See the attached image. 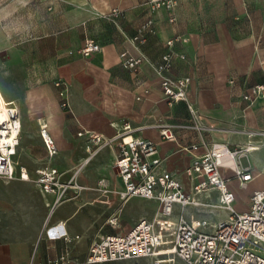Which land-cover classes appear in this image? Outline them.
Instances as JSON below:
<instances>
[{
    "label": "crops",
    "instance_id": "obj_1",
    "mask_svg": "<svg viewBox=\"0 0 264 264\" xmlns=\"http://www.w3.org/2000/svg\"><path fill=\"white\" fill-rule=\"evenodd\" d=\"M158 1L170 0H0V88L16 107L22 126L14 156L17 175L20 165L29 175L0 177V264H44L65 253V264H82L92 242L128 233L160 212L157 199L124 200L118 194L124 188L115 169L118 142L101 147L86 163L96 145L79 135L85 130L110 139L130 125L134 137L157 146L158 170L171 173L197 200L214 205L220 204V192L210 188L194 193L196 182L186 174L194 155L205 148L188 152L184 147L202 140L208 145L227 143L231 149H243L239 162L256 175L248 185L261 180L249 189L245 203L238 179L230 169L223 170L237 196L235 207L247 210L253 191L264 190V137H250L264 132V101L250 104L244 99L253 86L264 84V15L257 23L247 0H234L232 15L211 19L185 11L183 4L191 0H171L174 7L154 10ZM115 9L119 16L112 15ZM150 18L157 32L143 43L132 41ZM177 36L189 41L175 44L185 59L176 57L173 75L192 79L189 100L203 118L201 132L180 127L193 125L187 103H168L155 70L168 51L166 42ZM86 38L101 45L89 57L81 53ZM124 51L136 57L145 54L149 62L127 69L121 64ZM59 79L69 84L71 112L61 107L55 86ZM43 122L58 146L53 157L40 134ZM160 125L171 126L176 139H165ZM249 145L256 148L248 150ZM47 167L63 173L64 183L77 175L84 189L70 187V198L58 201V194L44 192L36 182L38 170ZM103 179L108 192L100 189ZM228 214L223 208L175 204L168 218L177 222L184 215L189 221L218 222ZM58 224L70 241L58 235ZM157 259H164L161 264L180 260L171 254L94 264H155Z\"/></svg>",
    "mask_w": 264,
    "mask_h": 264
},
{
    "label": "built area",
    "instance_id": "obj_2",
    "mask_svg": "<svg viewBox=\"0 0 264 264\" xmlns=\"http://www.w3.org/2000/svg\"><path fill=\"white\" fill-rule=\"evenodd\" d=\"M162 6L172 8L175 2L158 1L154 3L153 9ZM112 15L119 16L120 10L115 9ZM156 32L155 21L150 18L137 28L132 41L143 43L147 36ZM187 41L189 39L183 36L167 41L168 51L155 65V70L161 78V89L168 103L171 105L177 102L187 103L193 125L180 127H191L201 132L204 126H201L199 121L203 118L189 100V87L192 79L188 76L173 75L176 57L185 59L184 54L175 51V44ZM100 50L101 45L96 40L86 38L81 53L89 57ZM120 57L121 64L132 70L149 62L145 54L136 57L128 51L122 52ZM231 82L234 81L231 80ZM55 86L59 88L62 109L71 112L68 83L59 79L55 82ZM244 99L250 104L257 99L264 101V84L253 86L244 95ZM10 113L15 123L17 119L20 120L17 111L10 109ZM160 126H162V135L165 139H176L171 126ZM132 132V127L126 125L122 132L110 139L86 130L80 132L79 135L88 136L90 142L97 145V149L90 150L91 154L88 159L101 147L118 142L119 152L115 161V169L124 183V188L118 194L124 200L132 197L157 199L161 203V210L154 220H141L128 233L110 234L92 242L88 257L82 264L171 254L185 264H264V190L253 191L250 195L248 209L239 211L235 207L237 196L229 185L230 179L223 174L224 169H230L241 187H246L255 179L256 175L252 169L243 167L239 162L243 149H231L227 143L221 142L208 145L202 138L201 144L184 147L188 152H197L201 147L205 148L204 153L194 155L191 165L186 169V174L196 182L194 193L200 194L210 188L220 192L219 205L206 204L188 193L182 183L171 173L158 170L161 160L156 157L157 146L149 139L134 137ZM40 134L50 157L55 156L58 146L49 130L48 123L40 124ZM256 135L264 137V132L250 133V137ZM18 144L19 138L15 140L14 146L17 147ZM14 146L7 145V151H4L0 139V177L7 180L29 179L27 169L23 165H20V174L17 175L18 162L14 159L16 155ZM91 147L90 144L89 148ZM255 148L256 146L249 145L247 149ZM38 173L39 178L36 182L44 192L58 194V201L70 198L68 196L70 187L78 191L84 189L77 183V175H74L67 183L62 182L63 173L57 168L47 167L38 170ZM107 183L106 179L99 181L100 189L104 192H108ZM175 204H180L183 208L189 205L223 208L229 214L218 222H211L208 219L189 221L184 215H181L177 222H173L168 217L173 214ZM115 223L116 218L111 220V224ZM55 229L58 230V235L65 237L68 241L71 240L61 224L56 225ZM68 255L69 253H65L57 258H50L44 264H65L69 261ZM162 262L164 259H157L155 264Z\"/></svg>",
    "mask_w": 264,
    "mask_h": 264
},
{
    "label": "rangeland",
    "instance_id": "obj_3",
    "mask_svg": "<svg viewBox=\"0 0 264 264\" xmlns=\"http://www.w3.org/2000/svg\"><path fill=\"white\" fill-rule=\"evenodd\" d=\"M251 5V8L254 13V19L257 23H262V16L264 15V0H247ZM9 6V5H6ZM183 6L186 8L185 11H188L192 14L201 16L202 18L211 19V18H222L224 16H229L234 13L235 5L234 0H191L189 3H184ZM9 11V9H8ZM69 85V84H68ZM97 149V145L92 148V150ZM264 159V157H262ZM261 180L258 179L246 187H241L240 195L243 202H247L249 189L258 183ZM172 264H185L182 260H176Z\"/></svg>",
    "mask_w": 264,
    "mask_h": 264
},
{
    "label": "bare ground",
    "instance_id": "obj_4",
    "mask_svg": "<svg viewBox=\"0 0 264 264\" xmlns=\"http://www.w3.org/2000/svg\"><path fill=\"white\" fill-rule=\"evenodd\" d=\"M10 109L14 112L17 111L16 107H11V105H9L0 88V139L4 151H7V145L14 146L15 140L19 138L18 134L22 127L19 119H17L15 123V120L11 118Z\"/></svg>",
    "mask_w": 264,
    "mask_h": 264
}]
</instances>
